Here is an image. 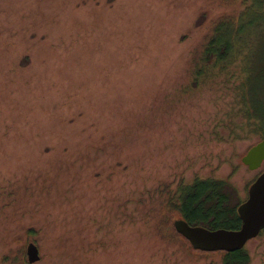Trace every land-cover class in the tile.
<instances>
[{"label": "rangeland", "instance_id": "374dc122", "mask_svg": "<svg viewBox=\"0 0 264 264\" xmlns=\"http://www.w3.org/2000/svg\"><path fill=\"white\" fill-rule=\"evenodd\" d=\"M233 12L224 0H0V264H30V243L34 264H224L163 221L196 179L224 182L237 211L264 171L242 161L263 139L241 98L264 118L261 21L244 20L248 86L240 67L223 83L193 77ZM54 165L70 177L58 203L52 191L6 210L16 182L55 179ZM244 250L264 264V230Z\"/></svg>", "mask_w": 264, "mask_h": 264}, {"label": "trees", "instance_id": "16d2710c", "mask_svg": "<svg viewBox=\"0 0 264 264\" xmlns=\"http://www.w3.org/2000/svg\"><path fill=\"white\" fill-rule=\"evenodd\" d=\"M224 1L227 5L233 7L235 12L229 15H222L214 24L215 27H212L213 34L216 33V39H211L205 48V52H202L199 60V65L201 66L197 69L193 77L195 81H198V84L202 81H219L218 83H220L228 80V77L230 78V74H232L230 73L231 68L240 67V85L248 86L250 71L248 68L251 62V56L248 55V42L251 39L249 37L251 35L249 32L251 30L250 27L253 25L244 22V20L249 22L251 20L250 16L254 15L255 18L253 20H260V26L264 25V3L262 0ZM249 11L252 12L250 16ZM243 38H245V41H243ZM235 74L238 75V73ZM203 75L207 76L203 77ZM201 77H203L202 81ZM241 98L245 118L250 124H252L255 118H258L259 120L254 121L253 124L258 127L257 129L264 136V118L258 117L251 103L246 101L245 90L241 94ZM101 155L104 156V153ZM93 172L100 178L102 172ZM49 174L54 175L55 179H51L47 174L39 171L37 175L32 174L24 181L16 182L18 190L13 194L7 195L6 210L21 208V199L23 198L27 199L37 194L44 198L46 194L52 191H56L57 195L50 198V200L54 201L52 204L58 203V194H60V191H58L57 186L58 184L63 185L69 177V174L55 165L50 169ZM223 186L224 184L222 182L215 179H196L192 183L184 184L177 191L176 196L172 198L167 212L168 217L163 221L164 224L166 226L168 225L174 233L177 232L174 231L176 230L173 221L175 218H182L191 226H201L210 230L239 229L241 227V219L238 211L230 209L228 203L226 206L223 201L214 199L215 195L220 192ZM97 194L93 193L91 199H94V196ZM31 211L40 212L41 210L36 205L24 208L21 214L24 221L28 218V214L31 215ZM31 218L33 219V217ZM11 231L12 229L7 228L6 233ZM38 232L35 227H32L27 233L35 236ZM182 238L184 237L182 236ZM222 253L225 255L224 264H248L250 262V258L244 249L232 253Z\"/></svg>", "mask_w": 264, "mask_h": 264}, {"label": "water", "instance_id": "95a60500", "mask_svg": "<svg viewBox=\"0 0 264 264\" xmlns=\"http://www.w3.org/2000/svg\"><path fill=\"white\" fill-rule=\"evenodd\" d=\"M263 161L264 142L252 148L243 158V163L251 170L260 168ZM237 211L242 222L237 230H210L191 226L183 219L175 222V228L199 251L232 253L244 249L249 241L257 238L264 230V172L251 185L248 199ZM27 257L30 264L41 260L39 248L35 243L28 245Z\"/></svg>", "mask_w": 264, "mask_h": 264}, {"label": "flooded vegetation", "instance_id": "af4514ba", "mask_svg": "<svg viewBox=\"0 0 264 264\" xmlns=\"http://www.w3.org/2000/svg\"><path fill=\"white\" fill-rule=\"evenodd\" d=\"M262 138H263L262 141H261L259 144H257L256 146H258V145H260V144H262V143L264 142V136H263ZM256 146H254V147H256ZM254 147H253V148H254ZM242 161H243V160H242ZM263 163H264V161H263ZM263 163H262V164H263ZM246 166H247V165H246ZM247 167H249V166H247ZM258 169H259V168H258ZM256 170H257V169H256ZM253 171H254V170H253ZM263 172H264V171H263ZM263 172H262V173H263ZM262 173H261V174H262ZM261 174H260V175H261ZM260 175H259V176H260ZM259 176H258V177H259ZM258 177H257V178H258ZM257 178H256V179H257ZM218 181H219V180H218ZM255 181H256V180H255ZM255 181H254V182H255ZM254 182H253V183H254ZM222 183L224 184V182H222ZM224 185H225V184H224ZM214 199H218V200H220V201H223V203L227 206V203H229V197H228V195H227V193H226V191H225V187H224V186L221 187L220 192L217 193V194L215 195V198H214ZM237 210H238V209H237ZM241 225H242V222H241Z\"/></svg>", "mask_w": 264, "mask_h": 264}]
</instances>
